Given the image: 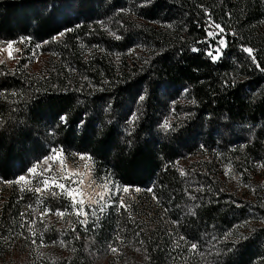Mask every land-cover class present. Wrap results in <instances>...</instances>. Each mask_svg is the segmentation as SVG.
<instances>
[{"label":"trees","instance_id":"trees-1","mask_svg":"<svg viewBox=\"0 0 264 264\" xmlns=\"http://www.w3.org/2000/svg\"><path fill=\"white\" fill-rule=\"evenodd\" d=\"M19 39L48 57L0 64V182L62 148L141 193L83 224L11 184L0 264H264V0H0V42Z\"/></svg>","mask_w":264,"mask_h":264},{"label":"rangeland","instance_id":"rangeland-1","mask_svg":"<svg viewBox=\"0 0 264 264\" xmlns=\"http://www.w3.org/2000/svg\"><path fill=\"white\" fill-rule=\"evenodd\" d=\"M213 39L214 40L213 42H211L208 52H211L213 55H216L215 49L219 47L218 42L220 39L223 38H216L214 36ZM8 42L13 43V49L11 50V58H9L8 55ZM8 42H0V49H3V51H0V59H2L4 61V64L7 65L9 68L12 69L17 65H22L32 72H38L44 67L48 56L46 54L41 53V50L38 47L39 45H31L26 39H19ZM16 49H19L20 51L17 52ZM222 49L223 48H221V50ZM61 149L62 148L57 150ZM62 150V155L60 157V160L58 161H48L47 163H43L45 157L43 158L39 165L38 171L47 169L49 167L52 168V171L44 173L43 176H37L36 179L32 180L31 186L33 188L36 186L43 187L42 184H38V181L42 180L43 178H50L53 176L60 178L65 175L71 174L73 179L78 181L77 184L73 185V187L79 190L78 198H81L82 196V198L85 199V211L87 212L86 223L98 219L99 216H101L107 211L108 207L116 203L120 204L121 198L123 199V203L126 204L128 200L136 197L138 193H141L140 189H138V191L137 188L132 190L130 187L118 183L113 179L103 175V173H97L92 160L89 159V156L84 154L72 153L69 149ZM51 154L52 152H50L47 156ZM81 155H83L85 158L81 159ZM61 161L63 162V164H61ZM222 169L224 177L228 180V183H230L236 191L244 192L246 190L244 183L240 180L239 174L235 172L230 165H223ZM20 176L21 175H18L10 182H0V191L8 190L11 184H16L18 189L20 190L23 182H21V184L15 183V181ZM25 176L29 179H32V177H29L28 174ZM58 182L69 183L68 181H64L62 179H60ZM125 187L129 189L128 192L123 191ZM51 189L57 188L53 187ZM25 190H27V188ZM57 190L60 191L59 189ZM101 193L104 194L103 200L101 199ZM36 195L39 196L38 194ZM92 200L99 201V203H91L90 201ZM101 207H103L104 209L103 212L100 211ZM40 215H42V213H40ZM84 219L85 217H82V220Z\"/></svg>","mask_w":264,"mask_h":264},{"label":"snow or ice","instance_id":"snow-or-ice-1","mask_svg":"<svg viewBox=\"0 0 264 264\" xmlns=\"http://www.w3.org/2000/svg\"><path fill=\"white\" fill-rule=\"evenodd\" d=\"M216 29H219L220 33H223L224 29L221 25L219 24H214L213 25ZM65 33L64 32H61L59 33V35L63 36ZM208 35L210 38H214L215 36V33L209 31L208 32ZM117 39H119V37L117 36L116 37ZM219 47H217L215 49V52H216V55H213L211 52H209L208 54L212 57L213 60H217L219 59L220 57V54H221V48H223L224 46H226V42L224 39H220L219 42ZM39 47V46H38ZM7 49L9 50L8 51V55H9V58L12 57V49H13V43L12 42H8L7 43ZM243 52L246 53L250 58H252L253 62L255 63L256 61V58H255V55H254V50L250 47H244L243 49ZM0 51H3V49H0ZM17 52H19L20 50L19 49H16ZM193 51H196V49L194 48ZM4 61L2 59H0V64H3ZM257 67H259V65L257 64ZM141 100L144 99V97H140ZM62 120H65L66 117H61ZM165 127H168V125H165ZM62 149L61 150H57L55 148H53L51 150L52 154L45 157L44 158V161L43 163H47L48 161H58L60 160V157L62 155ZM81 159H84L85 157L83 155L80 156ZM90 159V157H89ZM41 162H38L37 165H34L32 167H30L27 171H28V175L29 177H32V179H29L28 177H26L25 175H21L16 181L15 183L17 184H21V182H23L22 186H21V191H25V189L27 188V190L29 191H34L36 194H38L39 196L43 197V195L47 192H49L51 190V188H57L60 190L59 194L61 196H65L69 202H70V207L72 209V211L78 216V217H85L84 220H82L81 222L82 223H86V217H87V212L85 211V199L82 198H78V193H79V190L75 187H73V185L77 184L78 181H76L75 179H73L72 175L69 174V175H65L63 177H60V178H57L55 176L53 177H50V178H43L42 180L38 181V184H42L43 187L41 186H36V187H32V180L33 179H36L37 176H43L44 173L46 172H51L52 171V168L49 167L47 169H43V170H39V165H40ZM61 164H63V162L61 161ZM181 175H184L185 173L181 170ZM60 179L64 180V181H68L69 183H66V182H58ZM55 181V182H54ZM54 182V183H53ZM82 182V181H80ZM124 192H128L129 189L127 187H125L123 189ZM138 191V189H137ZM53 196H56L57 193L55 191H53L51 193ZM118 194V193H117ZM155 198V197H154ZM101 199L103 200L104 199V194L101 193ZM91 203H99V201H96V200H92L90 201ZM105 206H108V205H105ZM31 207V205L29 206ZM119 207L120 208H126V206L124 205L123 203V199L121 198L120 200V204H119ZM103 207L100 208V211L103 212ZM52 210L51 209H45V212L42 213V215H47L48 213H50ZM21 215H24V214H21ZM55 215L58 216V217H61L63 218L65 216V211H61L60 209H57L56 212H55ZM35 224V220H33L31 222V224L29 225V230L32 231V234L35 235V232L33 230V225ZM21 226H24V225H21ZM75 230V229H73ZM119 239V237H117ZM181 240H185L186 238L181 236L180 237ZM198 247V245L196 243H193L191 244V250H196ZM111 251L112 252H117L118 249L115 248V247H112L111 248Z\"/></svg>","mask_w":264,"mask_h":264}]
</instances>
